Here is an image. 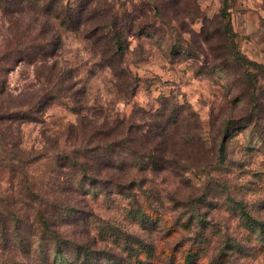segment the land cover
I'll use <instances>...</instances> for the list:
<instances>
[{
    "label": "rangeland",
    "instance_id": "1",
    "mask_svg": "<svg viewBox=\"0 0 264 264\" xmlns=\"http://www.w3.org/2000/svg\"><path fill=\"white\" fill-rule=\"evenodd\" d=\"M98 6L114 16L123 75L81 31L59 29L50 61H0V264H38L35 236L14 232L35 234V189L74 208L52 221L92 237L100 264H264V0ZM9 35L0 12V46ZM84 144L103 145L105 162L79 187L56 156Z\"/></svg>",
    "mask_w": 264,
    "mask_h": 264
},
{
    "label": "trees",
    "instance_id": "2",
    "mask_svg": "<svg viewBox=\"0 0 264 264\" xmlns=\"http://www.w3.org/2000/svg\"><path fill=\"white\" fill-rule=\"evenodd\" d=\"M35 8L43 15L54 19L57 27H52L46 23V27L38 25L35 18ZM0 12L8 24L11 37L5 39V43L0 46V61H5L8 57L18 56V60L32 62H46L52 60L56 50L60 48V30L89 32L94 43L103 44L106 59L105 64L115 73L125 72L122 66L123 48L119 45V32L115 30V19L112 13H107L99 9L98 0H46L39 5L38 0H0ZM221 13L225 18L223 31L229 37L231 45L234 46L233 31L227 15ZM28 13H32L30 16ZM239 62L243 63L240 54L233 53ZM235 57V58H236ZM1 62V63H2ZM0 63V71L4 72ZM121 75H123L121 73ZM128 77V75L126 74ZM120 124L118 133L122 145V150L130 151L132 160H137L139 154L132 147L134 146V135L131 125ZM109 126L106 129H113ZM137 130V129H136ZM110 133H104L103 138H107ZM114 144H108L104 152L112 154L120 153L115 151ZM87 146L79 145L71 152L58 154L56 159H60L61 166H64L70 175H73L74 184L81 187L84 180H88V172L92 169L99 177V168L103 164L105 156L100 152L103 145L95 147L92 154ZM133 153V155H131ZM107 165L122 164L107 161ZM59 165V164H58ZM136 166V163H133ZM102 183V181H100ZM117 191L126 189L121 182H115ZM128 190V189H126ZM74 211L69 204H63L56 197L48 198L41 196L35 189V234L24 231L23 228L16 227L15 233L21 236H35V255L38 257V264H100V252L103 249L95 246V241L91 237L87 241H77L68 236L64 231L52 221L53 218H62L67 212ZM53 223V224H52ZM38 241V242H37ZM33 247V246H29ZM24 249L26 254H30V249Z\"/></svg>",
    "mask_w": 264,
    "mask_h": 264
}]
</instances>
